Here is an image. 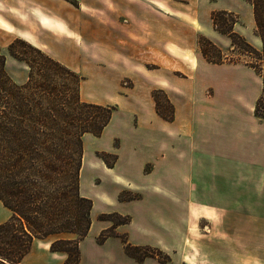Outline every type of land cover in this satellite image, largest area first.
Masks as SVG:
<instances>
[{
  "label": "crops",
  "instance_id": "crops-1",
  "mask_svg": "<svg viewBox=\"0 0 264 264\" xmlns=\"http://www.w3.org/2000/svg\"><path fill=\"white\" fill-rule=\"evenodd\" d=\"M36 2L39 4H35L31 10L35 19L34 35L23 30L14 35L0 22L1 31L28 38L30 43L62 63L67 61L58 56L49 42L53 48L59 49L63 45L71 46L70 43L77 45L76 59L80 64V56H83L81 42L88 37L81 32V20H92L95 33L100 37L109 36L111 51L117 61L120 60L115 54L119 52L117 39L125 38L134 46L136 38V41L143 43L137 46L144 45L139 35L148 26L142 18H147V12H153L151 7L165 17V12H160L163 10L160 5L167 6L164 0H109L111 9L98 13L99 5L107 4L105 0H77L78 6L75 7L66 0ZM139 5H142L141 8ZM54 12L60 16L56 22V34L61 36L50 34L53 32L47 16ZM121 15L133 23L124 25L115 22L114 19ZM154 16L162 18L156 14ZM67 17L70 28L82 35L81 41L78 36L75 37V33L63 29L61 20ZM190 20L192 22L196 18ZM211 24L210 21V27ZM191 25L196 27L193 22ZM236 25L234 29L240 33ZM152 27L149 25L153 33L160 32V29ZM50 37L52 41H49ZM213 38L218 40L219 36ZM0 40L2 45L6 38ZM156 42L151 50L158 52L156 63L159 68H165L163 71H167L168 76L159 74V68L157 73L145 71L141 78L133 70L126 73L137 77L136 83L143 84L142 89H128V94L136 90L146 101V124L150 129H157V133L153 132L157 140L149 143L146 152L134 146L128 151L126 147L121 152L116 149L122 157L125 155L128 163L131 159L135 161L129 169L133 168L136 175L146 181L136 183L133 178L125 179L115 172L113 180L140 192L143 197L150 195L154 202L151 209L157 211L146 212L148 218L154 220L148 225L139 222V231L131 232L124 229L126 226L122 224L116 227V232L129 231L130 243L155 246L169 254V260L160 262L156 257L147 256L137 261L124 252L119 236H109L101 243L95 237L91 240L85 236L79 242L78 264H264V118L255 116L253 112L261 90L260 79L259 88L252 94L248 105L250 112L244 115L241 101L245 94L233 75L251 68L238 63H210L196 50L193 58L184 59L189 54L187 50L179 51L175 46H169L178 50L180 55L172 52L167 44L158 45L160 40ZM72 66L88 76L81 68ZM214 67L224 73L214 77L208 75V69ZM112 71L117 80L123 76L117 68ZM153 84L164 88L173 102V121L165 122L156 114L154 101L149 95ZM164 133L172 138V143L162 140ZM149 163L153 164L150 172L145 171ZM103 169L112 170L105 165ZM9 215V210L0 202V223ZM108 226L110 222H103L98 231ZM50 241L49 238H34L30 250L18 264H63L65 253L50 251ZM85 247L91 253H85Z\"/></svg>",
  "mask_w": 264,
  "mask_h": 264
},
{
  "label": "trees",
  "instance_id": "trees-1",
  "mask_svg": "<svg viewBox=\"0 0 264 264\" xmlns=\"http://www.w3.org/2000/svg\"><path fill=\"white\" fill-rule=\"evenodd\" d=\"M245 1L252 7L259 47L235 31L238 19L234 12L212 10L210 19L214 30L229 38L230 47L249 59H226L204 36H199L198 44L207 62L242 61L260 77L261 90L253 112L264 118V0ZM16 43L23 44L27 52L16 50ZM8 52L28 66V76L21 84L13 82L4 68L5 56L0 53V202L10 211L8 219L0 223V264H18L34 238L49 236L53 237L50 251L65 253L63 264H78L79 242L89 231L92 208V200L80 193L82 137L86 133L99 136L114 106L82 101L81 75L32 44L15 38ZM154 94L156 112L171 119L172 114L162 112ZM97 155L107 167L113 166L115 155L111 162L106 160L107 153ZM106 216L112 225L99 232L98 243L119 236L125 253L137 261L147 256L160 262L169 260L162 250L133 245L125 234L115 231L117 225L129 221L127 215L113 211Z\"/></svg>",
  "mask_w": 264,
  "mask_h": 264
},
{
  "label": "rangeland",
  "instance_id": "rangeland-1",
  "mask_svg": "<svg viewBox=\"0 0 264 264\" xmlns=\"http://www.w3.org/2000/svg\"><path fill=\"white\" fill-rule=\"evenodd\" d=\"M36 1L37 0H0V22L5 24L7 29H9V32L13 33L14 35L15 33L21 32V30L27 32L29 31L31 33L32 30L36 29L34 28L35 19L33 12L31 11L32 8L35 7V4H39ZM66 1L70 2L74 7L78 6L77 0ZM105 1L107 4L99 5L97 8L100 10L98 13H102L103 11L111 9L109 0ZM164 1L167 2V6L160 5V8L163 10L165 9L164 11L161 10L160 12H165V17H163L161 14H157L159 10L153 9V7H151L153 12H147V18H142L145 24L148 26L146 30L141 31L143 32L142 35L138 34L139 37L143 38V42H145L144 45L137 46L136 44L143 43L136 41V38H134V46H131L129 41H125V38L117 39V48L119 49V52L115 54L120 60L116 61L114 58V53L111 51L112 43L109 41V36L102 35L100 37L98 33H95V25L92 20H81V32H83L85 36L86 34L88 36L85 37L87 40L82 39V42L85 41L84 43L81 42V53L83 56L80 57L81 64H83L84 67H82L80 62L76 59L79 49L76 47L77 45L73 46V44L70 43L71 46L63 45V48L61 47L59 49L56 47L53 48V45L49 42V45L52 47V49L57 51L58 56L67 61V63L63 62V64L81 75L82 79L80 81L79 97L82 101L114 106L110 121L103 128L99 136H93L90 133H86L82 137L83 156L80 169L81 175H79V184L80 193L92 200V208L90 211L91 225L86 235L89 236V238H92L91 240H93L94 237L96 239L99 232L104 229L102 228L100 231H98L103 222L108 221L110 222V226L112 225L110 220L105 219L107 217V213L116 211L119 214L127 215L129 217V221L124 224V226H126L124 229H128L131 232H137L139 231V222H143L148 225L150 221L154 220L152 217V219H149V216L146 215V212H148V210L157 211V209H151L154 207V202L152 198H150V195H145L143 197L140 192L134 191L127 186L124 187L119 185V183H115L113 180V174L115 172L116 175H121L125 179L130 178L132 180L133 178L136 183L146 181L145 178L136 175L133 168L131 170L129 169V166L134 164L135 161H132L133 159H131V161L128 163L126 161L125 155L122 157L120 153L118 154L116 152V149H119L121 152L122 148L126 147L128 151V149L134 146L137 150L146 152L149 150V143L157 140V129H150L146 124L147 117L144 115L147 112L146 101L136 90L132 91L131 95L128 94V89H133L136 87L138 89H142L143 84L136 83L137 77H131L127 75V70H133L135 72L134 74L138 75L140 78L142 77L141 74H144L145 71L156 72L159 68V65L156 63L158 52L151 50V46L156 45V41L158 40H160V43H158L160 46L167 44L166 46H168V48L170 45H172L175 46L179 51L187 50L189 54H186L185 57H183L184 59H188V57L193 58L195 50L200 56L201 52L198 44L199 36H204L205 38L212 41L221 50L222 55L225 56L226 59L240 58V60L243 61L244 59H249L240 50H236V48L232 49L230 47V40L226 35L215 31L212 24V27H210V13L212 10L224 9L234 12L238 19V25H236V27L238 26V29L241 31L240 33H242L241 35H243L245 39L254 47H259L260 45V42L257 39L258 37L254 34L251 7L250 4L245 0ZM141 6L142 5H139V8H141ZM36 7L38 8L39 6ZM137 12L142 14L140 10ZM154 13L159 18H162L158 19L156 16H154ZM47 18L49 19L48 23L51 27L50 30L53 32L50 34L55 35L57 30L56 22L57 19H60V16H57V14L54 12V14H49ZM191 18H196V20H193L192 22L196 25V27H198L197 29L191 25ZM114 20L115 22L124 25H130L133 23L131 19H124V15L116 17ZM61 23L63 24V29L68 32L75 33V37L78 36L79 40L81 41L82 35L76 33V31L70 28L69 17L61 20ZM134 23L137 22L134 21ZM149 25H153L152 28L155 30L160 29V32L153 33V30H149ZM82 28H85V30H82ZM135 28L137 27L135 26ZM137 29L139 30V28ZM211 30H213V34L211 33ZM37 34L38 33H36V35ZM14 35L6 34L5 32H2L0 28V39L6 38L4 44H0V53L5 56L4 68L7 75L13 82L21 84L28 76V66L22 60L16 59L9 54L8 45L15 38H20L21 40H24L28 43H30V40L28 38ZM210 35L212 37H210ZM216 35L219 36L218 40L213 38ZM56 36H61V34H56ZM49 41H52L51 37ZM76 42L79 43L77 38ZM148 47L149 50H147ZM15 48L16 50L27 52L26 47H24V45L21 43H16ZM173 49L174 48L170 50L180 54L178 50ZM143 55L146 56L142 60ZM7 58L10 60L8 63L6 62ZM238 64L245 65L242 61L238 62ZM72 65H76L77 68H81V71L87 73L89 77L80 72L78 69L73 68ZM115 68L120 70L123 74V76L118 78V80L116 76L114 77L112 71ZM164 69L165 68H159V74L162 73L163 75L168 76V72L163 71ZM222 71L223 70L221 69H216V67L209 68L208 75L214 77L224 73V71ZM256 75L257 74L250 69L235 72L233 75L234 79H236L237 82L239 81L240 89L245 94V96L243 95V100L241 101V108L244 115L249 114L250 111L248 105L251 102V96L259 88L260 77ZM235 87H238V85ZM153 92H155L154 95L158 98V100H160L162 112L165 115H169L171 113L172 117L171 119L166 120L162 118L157 112L156 114L165 122L173 121L174 106L167 91L156 84L151 85L149 95L154 101ZM141 111L142 114L140 113ZM154 131H156V133H153ZM162 140H165L167 143L173 142L172 138L166 136V133H164ZM100 152H105L108 154L106 156V160L109 162L113 160L112 155H115V162L113 166L108 167L112 168V170L106 171L103 169L105 163L102 158L97 155V153ZM151 167H153V164L149 163L145 167V171L150 172ZM130 196L135 197L129 198ZM111 217L113 220H117L115 216ZM183 223H185V219H183ZM129 231H123L120 232V234H125V237L128 240L129 236L127 233H129ZM96 232L98 233L96 234ZM47 238L53 240V237L49 236ZM140 246H147L152 249L157 248L152 245ZM84 252L87 253L90 252V250L85 247Z\"/></svg>",
  "mask_w": 264,
  "mask_h": 264
}]
</instances>
